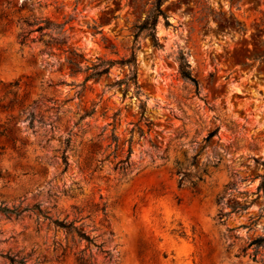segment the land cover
Instances as JSON below:
<instances>
[{
  "label": "rangeland",
  "instance_id": "374dc122",
  "mask_svg": "<svg viewBox=\"0 0 264 264\" xmlns=\"http://www.w3.org/2000/svg\"><path fill=\"white\" fill-rule=\"evenodd\" d=\"M154 1L0 0V206L19 213L0 212V264H10L5 254L25 264H78L86 243L45 215L82 218L75 225L113 255L107 262L92 248L93 264H263L264 249L256 261L251 250L236 255L264 224L241 227L263 206L256 190L264 172V0H165L161 47L143 33L135 45L152 124L140 121L133 87L113 85L127 67L115 64L81 86L89 72L73 74L66 62L68 48L82 54V67L128 58ZM42 19L61 30L33 32L21 44L19 35L36 27L24 21ZM56 39L65 44L46 47ZM181 55L197 87L181 77ZM52 101L60 106L52 131L30 128L31 112L54 117ZM68 129L62 173L58 149ZM128 148L123 172L117 163ZM240 205L247 208L220 218Z\"/></svg>",
  "mask_w": 264,
  "mask_h": 264
},
{
  "label": "trees",
  "instance_id": "16d2710c",
  "mask_svg": "<svg viewBox=\"0 0 264 264\" xmlns=\"http://www.w3.org/2000/svg\"><path fill=\"white\" fill-rule=\"evenodd\" d=\"M165 2V0H155L153 7L148 11V13L145 15V17L139 21V23L135 26L134 29V36H133V46L131 48V53L130 56L126 59H120V60H102L100 58L97 59V62L94 63L92 66H85L82 67L80 66L79 62L76 59H82L83 56L82 54L76 52L72 48H68L66 52L68 53V57L66 59L67 64L70 66V71L71 73H78L81 71L89 72L88 75L85 77L83 82L81 83V86L85 84L89 79L91 78H99L102 75H106L109 73V70L111 69L112 66L115 64H118L122 67H127L128 72L125 78L118 80L114 82L113 85L117 86H123L126 90H128L130 87H133V97H136V99L139 102V112H140V121H145L147 124H152L146 118L145 113H146V103L144 100L140 98L141 96V90L140 86L138 85V80H137V59H136V52H135V45L137 43L138 38L140 35L143 33L146 36L150 37L152 44L155 48H160V43L158 41V38L156 37V26L160 20V18L166 19V15L162 9V5ZM26 25L29 27L36 26L34 30H28L27 33H21L19 35L20 43L23 44L27 41L30 40V35L33 32H38L41 34V36L45 35L43 33L45 30H61L62 25L56 26V29L53 28V24L47 20V19H42L39 21H24ZM65 42L63 40H53V41H48L45 45L47 48H50L52 45L55 46H62L64 45ZM178 69L181 77L185 80L190 81L192 84H194L196 87L198 85L197 80L195 77L192 75L190 71V66L188 62L186 61L184 56H179L178 57ZM60 84H66L64 81L60 82ZM72 85V83H71ZM13 86H16L14 84ZM10 93V92H9ZM16 93H13L15 95ZM52 106L48 110H52L54 117H48L50 121H45L44 120V115L41 113L35 114L34 112L29 113L28 115V126L30 128L34 127V124H37L38 126H49V130L52 131L54 128L53 123L58 121V114H59V108L60 106L57 105V101H52ZM94 113V110L92 109L91 111L85 112L77 122L74 123V127L79 124V122L86 117L91 116ZM5 131L3 130L0 132V135H5ZM67 131V136L63 139L62 149H58L60 153V163L63 166L62 173L67 170L69 167V161L67 157V151L69 149V146L71 144V135H72V129H68ZM217 134V130H213L207 134V136L204 138V141L207 143ZM109 139L116 143L117 142V137L115 136L114 132L111 133V136H109ZM13 142H15V139H11ZM130 155H131V149L128 148L126 157L122 160H120L117 164L119 165V169L122 170L123 172H126L130 168ZM260 165L264 168V160L260 163ZM260 179L259 185L257 187L256 193H257V198H262L263 206L260 208L258 214L250 216L248 218L249 223L247 225H242L241 227L246 228L248 231H254L257 230L258 224L261 221H264V172L262 174H259L257 176ZM223 196L217 197L216 201L217 203H221L223 200ZM94 208L97 210H101L103 214H106V205H102L101 208L98 207V205H94ZM76 213H79V209L77 207H73ZM247 208V205H240V206H232L231 207V212L229 213H220V218L224 216H228L230 213H238L242 212ZM0 212L3 214H19L16 212L14 208H8L6 206H0ZM45 214L48 213V211L44 212ZM45 217L49 220L50 224L53 225L54 228L56 229H62L64 231H67L69 233L75 234L79 241H84L86 243V247L80 250L77 253L76 260L78 264H93L90 262L91 259V254L89 253L92 248L95 249V251L98 254L103 255L104 260L107 262H111L113 255L111 251L109 250H103L102 249V243L98 244L95 242L94 238L90 237L83 229H82V224L76 226L75 222L80 221L82 218L79 220H71L67 221V217L63 219H58V218H52L51 216L45 215ZM262 230L261 234L258 236H255L252 240H250L245 247H243L236 256L240 255H245L248 250H251V255L252 260L256 261V257L259 254V252L264 249V224L262 225ZM89 253L88 256H86V253ZM3 257H5L10 264H25V258L26 257H20L17 254L15 255H10V254H5ZM28 258L30 255L27 256ZM263 262V261H262ZM264 264V262H263Z\"/></svg>",
  "mask_w": 264,
  "mask_h": 264
}]
</instances>
